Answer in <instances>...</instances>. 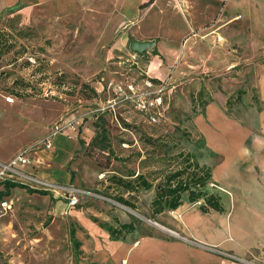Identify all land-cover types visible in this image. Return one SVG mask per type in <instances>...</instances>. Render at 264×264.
Listing matches in <instances>:
<instances>
[{
	"label": "rangeland",
	"instance_id": "obj_1",
	"mask_svg": "<svg viewBox=\"0 0 264 264\" xmlns=\"http://www.w3.org/2000/svg\"><path fill=\"white\" fill-rule=\"evenodd\" d=\"M67 17L45 9L0 17V156L42 140L61 119L77 115L81 121L73 135H55L51 149L34 155L33 170L54 181L55 190L17 186L0 194V264H90V250L112 240L105 226L124 221L137 225L130 235L173 238L204 248L214 245L236 255L233 260L238 263L264 264L260 252L239 255L191 234L177 211L213 217V210L201 209L203 199L189 201L184 194L176 209L156 214L152 210L164 174L186 163L180 151L192 152L211 170L220 161L197 122L199 116L206 117L212 99L229 97L230 110L226 103L224 110L233 121L249 126L253 118L258 123V114L249 108L260 105L255 65L241 60L231 69L222 62L219 74H179L174 65L165 66L161 60L150 66L147 51L153 46L133 49L132 38L124 46L128 50L124 56L102 59L90 29L82 20ZM207 62L191 60L189 67ZM149 79L152 87H147ZM109 81L161 88V119L150 120L137 108L136 99L116 93ZM82 82L98 93L82 88ZM98 115L106 120L105 150L92 143L103 130L95 126L102 122ZM138 173L153 182L150 188L126 186L119 180H135ZM5 179L0 177V191ZM216 183L212 178L208 188L222 193ZM70 193L77 195L74 205ZM122 196L134 205L120 201ZM73 228L80 245L71 236Z\"/></svg>",
	"mask_w": 264,
	"mask_h": 264
},
{
	"label": "crops",
	"instance_id": "obj_2",
	"mask_svg": "<svg viewBox=\"0 0 264 264\" xmlns=\"http://www.w3.org/2000/svg\"><path fill=\"white\" fill-rule=\"evenodd\" d=\"M39 9L82 20L102 59L124 56L132 38L150 41V66L161 60L179 74H219L222 62L231 69L241 60L255 65L261 109L249 108L258 123L233 121L224 110L229 97L220 95L206 105V117L197 118L208 147L221 155L211 171L224 209L211 208L209 218L184 210L177 214L194 237L239 255L260 252L264 260V0H0V17ZM191 60L209 62L189 67ZM132 232L90 250V264H242L182 240Z\"/></svg>",
	"mask_w": 264,
	"mask_h": 264
},
{
	"label": "trees",
	"instance_id": "obj_3",
	"mask_svg": "<svg viewBox=\"0 0 264 264\" xmlns=\"http://www.w3.org/2000/svg\"><path fill=\"white\" fill-rule=\"evenodd\" d=\"M156 52V50H155ZM152 80H156L154 77ZM82 88H89L95 94L98 93L97 89L88 84L87 82L81 83ZM240 96V95H239ZM228 109L231 106V100L227 101ZM259 109L261 106L259 105ZM230 110V109H229ZM101 118V123H95L96 127L102 126V132H97L94 137L92 143L98 144L103 150L109 147L108 142L106 141L107 130L105 127V119L102 115H98ZM101 134L105 137H102ZM181 156L185 157L186 163L181 165L173 170H168L164 174V179L161 187L157 191L155 197L152 200V210L153 212L160 213L163 210L176 209L183 202L184 194H187L189 201H195L197 199H203L201 203V207L203 210L208 211L211 208L217 210H223L224 206L221 201V196L217 191H211L208 188V182L212 178L211 167L202 164L195 157V155L190 151H180ZM119 180L123 182L126 186H132L134 188H150L153 184L146 176L142 173H138L135 180H126L124 177H120ZM4 190L0 191L1 195L8 194L13 187L21 186L26 188L27 190L35 191V189L29 187L27 184L14 181L11 179H5ZM38 190V189H37ZM44 193H47L46 190H41ZM119 200L127 203L129 205H134L132 201H129L125 197H119ZM105 228L109 231L111 238L118 239L120 237L125 236L127 233L134 231L137 229V225L134 221H124L119 222L118 226L108 225ZM75 229L71 230V236L74 239V242L77 245H80L79 239L76 237Z\"/></svg>",
	"mask_w": 264,
	"mask_h": 264
},
{
	"label": "built area",
	"instance_id": "obj_4",
	"mask_svg": "<svg viewBox=\"0 0 264 264\" xmlns=\"http://www.w3.org/2000/svg\"><path fill=\"white\" fill-rule=\"evenodd\" d=\"M152 80V79H151ZM150 79L146 81L147 87H152V81ZM108 86H112L114 91L118 94L125 93V98H134L137 100V108L143 113L148 114L150 120L159 121L162 117V95L159 94L161 88H153L146 90L141 88L139 84L134 81H109ZM78 116L73 118L61 119L54 123L49 134L42 140L28 144L18 151L10 160L0 161V177L21 180L20 182L30 185L32 188H45L55 190L56 184L45 177H41L35 173L33 167L35 165L34 155L40 150L51 149L53 145V137L55 135L64 133L70 134L75 133L80 124ZM70 204L74 205L77 203L78 198L76 194L70 193ZM4 202L3 204H6ZM207 248L216 251L218 254L223 255L227 258L236 259V255L229 251H223L216 249L214 245L206 244ZM214 247V248H212ZM238 259H240L238 257Z\"/></svg>",
	"mask_w": 264,
	"mask_h": 264
},
{
	"label": "water",
	"instance_id": "obj_5",
	"mask_svg": "<svg viewBox=\"0 0 264 264\" xmlns=\"http://www.w3.org/2000/svg\"><path fill=\"white\" fill-rule=\"evenodd\" d=\"M150 46V41H139V40H133L131 42V47L133 49H139L142 50L145 47H149Z\"/></svg>",
	"mask_w": 264,
	"mask_h": 264
},
{
	"label": "bare ground",
	"instance_id": "obj_6",
	"mask_svg": "<svg viewBox=\"0 0 264 264\" xmlns=\"http://www.w3.org/2000/svg\"><path fill=\"white\" fill-rule=\"evenodd\" d=\"M12 100V99H11Z\"/></svg>",
	"mask_w": 264,
	"mask_h": 264
}]
</instances>
